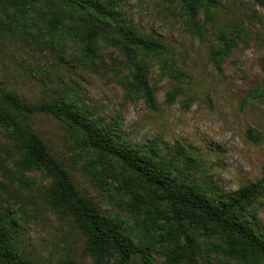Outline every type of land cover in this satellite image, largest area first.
<instances>
[{
    "label": "rangeland",
    "instance_id": "rangeland-1",
    "mask_svg": "<svg viewBox=\"0 0 264 264\" xmlns=\"http://www.w3.org/2000/svg\"><path fill=\"white\" fill-rule=\"evenodd\" d=\"M117 1V15L126 25L165 46L162 52H134L135 63L145 67L154 109L130 86L120 49L98 40L88 57L61 38L59 29L50 32L49 0L37 3L26 19L0 8V89L32 105L50 99L73 103L89 111L90 124L110 126L128 145H154L164 171L213 205L240 186L256 184L259 194L241 220L264 238V5L201 0L197 36L182 0ZM87 18L73 12L63 24ZM239 28L243 39L226 51L219 34L231 37ZM30 123L78 193L102 215L122 219L124 235L137 240L133 222L143 216L126 210L130 199L112 173L120 172L118 165L108 166L87 151L78 126L45 112L34 113ZM22 159L9 129L0 126V212L9 213L19 230L18 252L40 263L92 264L75 225L49 207L53 179L40 167L25 168ZM193 236L206 252L202 264H239L225 254L222 235ZM153 256L158 259V252ZM131 264L141 263L134 256Z\"/></svg>",
    "mask_w": 264,
    "mask_h": 264
},
{
    "label": "trees",
    "instance_id": "trees-1",
    "mask_svg": "<svg viewBox=\"0 0 264 264\" xmlns=\"http://www.w3.org/2000/svg\"><path fill=\"white\" fill-rule=\"evenodd\" d=\"M41 1L0 0V8L5 13L12 10L17 19H26ZM200 1L182 0L190 27L197 36L201 34L196 21ZM257 1L264 5V0ZM49 2L53 7L46 11L51 16L50 32L57 33L59 29L61 38L78 44L88 57L98 40L120 49L130 68V86L154 109L145 67L135 63L134 52H162L164 44L157 38L136 34L126 25L117 15V0ZM73 12L88 18L79 24L64 25ZM233 32L231 37L219 34L226 51L243 39V29ZM172 98L170 94L169 100ZM36 112L49 113L68 125L78 126L87 151L108 166L110 161L118 165L120 172L112 173L118 190L130 199L126 201V210L143 216L141 222H133L137 240L124 235L122 219L102 215L90 199L78 193L62 164L31 129L30 118ZM90 117L87 109L70 102L50 99L32 105L20 100L15 92L0 89V126L9 129L10 138L23 156V166L40 167L53 179L49 207L75 225L84 238L83 252L92 264H131L134 256L141 264H202L206 252L194 233L205 237L222 235L225 254L239 264H264V238L254 226L241 220L244 210L259 194L256 184L240 186L227 199L213 205L198 190L179 183L164 171L165 161L154 145L141 148L128 145L124 139L116 138L110 126L90 124ZM18 249L19 230L14 219L9 213L0 212V264H74L69 260L36 262ZM153 252H158V259Z\"/></svg>",
    "mask_w": 264,
    "mask_h": 264
}]
</instances>
